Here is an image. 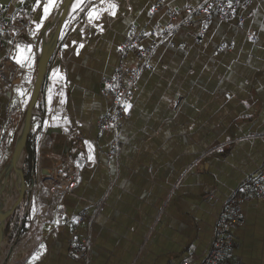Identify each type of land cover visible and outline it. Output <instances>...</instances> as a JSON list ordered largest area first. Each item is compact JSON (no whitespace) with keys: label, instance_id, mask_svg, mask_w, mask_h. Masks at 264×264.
Instances as JSON below:
<instances>
[{"label":"crops","instance_id":"crops-1","mask_svg":"<svg viewBox=\"0 0 264 264\" xmlns=\"http://www.w3.org/2000/svg\"><path fill=\"white\" fill-rule=\"evenodd\" d=\"M62 1L45 14L50 0H0V20L30 23L27 32L17 27L0 34V62L10 50L13 66L0 83V171L33 87L40 30ZM207 1L75 5L32 118L23 169L29 172L25 183L34 187L6 226L26 255L11 256L10 264H196L206 255L222 206L264 168V0H238L240 7L226 22L196 19L188 25L170 17ZM178 23L157 41L148 60L151 71L139 75L118 128L98 130L111 106L104 81L115 68L137 64L132 54L120 52L126 36L134 32L149 47L156 42L152 31ZM180 95L184 103L174 114ZM112 142L114 157L107 155ZM64 165L77 179L73 195L51 201L46 184ZM15 178L11 169L7 187ZM13 200L8 190L0 193V211ZM32 207L40 217L27 224ZM241 212V223L231 230L236 258L264 264V201H242ZM80 213L92 216L91 222L77 225ZM76 239L87 241L86 261L68 252Z\"/></svg>","mask_w":264,"mask_h":264},{"label":"built area","instance_id":"built-area-1","mask_svg":"<svg viewBox=\"0 0 264 264\" xmlns=\"http://www.w3.org/2000/svg\"><path fill=\"white\" fill-rule=\"evenodd\" d=\"M238 0L228 2L226 0H208L194 8H184L180 12L170 13L172 20L182 18L185 24L191 25L196 19L209 21L215 18L221 22L230 20L238 8ZM29 21H19L13 24L0 20V34L9 28L17 29L19 27L22 33L27 32ZM178 24H167L150 33L151 37L156 40L151 46H142L143 37L134 32L129 33L120 46V52L124 55L132 54L136 59V66L132 68L117 67L113 74L104 81V94L111 99V106L107 113L97 122V128L101 132L116 130L120 121L124 119L127 111L125 108L130 107L133 100V92L139 75L144 71H151L148 60L157 47V41H162L169 37L177 28ZM10 50L5 58L0 62V83L4 82L7 71L13 66L10 63ZM62 98H60V101ZM184 103L183 96H177L172 113L176 114ZM54 104V112H60ZM56 108V109H55ZM117 144L112 142L107 150L110 157L116 156ZM77 179L71 166L64 165L59 167L55 174L48 179L46 184L48 198L51 201L57 195H73ZM264 201V168L259 169L254 176L246 179L236 192L224 203L219 214L216 217L213 227V237L206 255L196 264H241L236 258L234 252V237L231 230L238 226L242 221L241 202L246 200ZM100 203L96 205L98 210ZM92 216L80 213L76 217V224H89ZM89 246L84 239L72 240L68 246V252L72 258L86 261L89 256ZM192 249L186 251L187 256H191ZM171 264H190L188 261Z\"/></svg>","mask_w":264,"mask_h":264},{"label":"water","instance_id":"water-1","mask_svg":"<svg viewBox=\"0 0 264 264\" xmlns=\"http://www.w3.org/2000/svg\"><path fill=\"white\" fill-rule=\"evenodd\" d=\"M73 1L74 0H63L52 17L55 19L58 18L57 26L53 27V21L50 20L42 27L39 33V40L36 44V72L33 87L27 106L22 113V118L14 133L11 155L6 165L0 171V193L7 192L8 190L11 195H14V200L10 208L5 212L0 211V225L4 224L0 234L1 237H3L4 227L7 226L8 219L25 199L26 194L32 191L34 187L33 184L26 186L23 173L26 144L30 133L32 118L35 113V107L41 96L44 82L48 74V66L57 51V44L61 29L65 21L75 9L73 8L71 10L70 8ZM20 157H22V166L20 169H15L16 161ZM13 168L15 169L17 181L13 185L7 187L5 184L6 179L10 173V170ZM17 255H20V252H18ZM9 256L10 252L7 254V259H9ZM18 257L19 256H15V258ZM7 259H4L5 261L3 264H6Z\"/></svg>","mask_w":264,"mask_h":264},{"label":"rangeland","instance_id":"rangeland-1","mask_svg":"<svg viewBox=\"0 0 264 264\" xmlns=\"http://www.w3.org/2000/svg\"><path fill=\"white\" fill-rule=\"evenodd\" d=\"M12 140H13V137H12ZM11 149L9 148V150H10V153H9V157H10V155H11V151H12V144H11ZM6 154H8V151H7V153ZM58 169V168H57ZM26 186H29V184H27L26 183ZM48 188V187H47ZM40 190H42L41 188H40ZM42 192L44 193L45 192V190H42ZM47 192V191H46ZM46 195H47V197H48V193H46ZM37 211H35V208H31V209H29L28 211H27V217H28V219L26 220V222L25 223H27V224H31V222H34V220L38 217V219H39V217L40 216H38L37 215ZM35 216H37V217H35ZM8 224V223H7ZM26 228L27 227H25L24 228V231L22 232V234H23V237H25L26 236ZM6 230H7V227L5 226L4 227V231H3V238H4V240H5V243H4V245L3 246H0V256L2 257V255L3 254H7L8 252H10V256H9V259H7V262H6V264L8 263V264H10L11 263V258L12 257H17V256H19L18 258H20L21 256L23 257V256H25L26 255V252H25V250L23 249V246H20L21 244H20V242L18 241H16L15 243H13V239H11V237L9 238L8 236H7V234H6ZM25 239V238H24ZM11 247V248H10ZM11 251H10V250ZM18 252H20V255H17V253ZM12 256V257H11Z\"/></svg>","mask_w":264,"mask_h":264},{"label":"bare ground","instance_id":"bare-ground-1","mask_svg":"<svg viewBox=\"0 0 264 264\" xmlns=\"http://www.w3.org/2000/svg\"><path fill=\"white\" fill-rule=\"evenodd\" d=\"M83 0H74L73 1V3H72V5H71V10L73 9V8H76L75 7V5L76 4H78V3H81ZM53 22H52V24H53V27H56L57 26V23H58V18L57 19H55V18H52L51 19ZM19 166H22V157H20V158H18L17 159V161H16V165H15V169H19ZM15 169L13 168V170H14V172H15ZM16 174V173H15ZM16 181H17V176H16ZM11 199H12V197H11ZM12 203H13V201H11L9 204H7V206L1 211V212H5L6 210H8L9 208H10V206L12 205ZM3 225L4 224H2V225H0V234H1V230H2V228H3ZM0 238H1V235H0Z\"/></svg>","mask_w":264,"mask_h":264},{"label":"snow or ice","instance_id":"snow-or-ice-1","mask_svg":"<svg viewBox=\"0 0 264 264\" xmlns=\"http://www.w3.org/2000/svg\"><path fill=\"white\" fill-rule=\"evenodd\" d=\"M37 3H39V0H37ZM55 5V0H50V3L48 4V5H46L45 6V8H44V12H45V14H47L48 13V11H49V9H50V7H52V6H54ZM112 7H115V5H112ZM37 27L39 28L40 27V25H37ZM61 102H63V101H61ZM125 111H127V108H125ZM91 158V157H90ZM75 222V221H74ZM44 246L43 245H41V248H43Z\"/></svg>","mask_w":264,"mask_h":264},{"label":"trees","instance_id":"trees-1","mask_svg":"<svg viewBox=\"0 0 264 264\" xmlns=\"http://www.w3.org/2000/svg\"><path fill=\"white\" fill-rule=\"evenodd\" d=\"M24 165L26 166L25 162ZM23 173H24L25 182H27L29 180V172H27V167H26V171H24L23 169Z\"/></svg>","mask_w":264,"mask_h":264}]
</instances>
